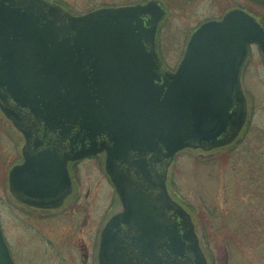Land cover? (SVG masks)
<instances>
[{"label": "water", "instance_id": "95a60500", "mask_svg": "<svg viewBox=\"0 0 264 264\" xmlns=\"http://www.w3.org/2000/svg\"><path fill=\"white\" fill-rule=\"evenodd\" d=\"M165 14L151 2L75 18L42 0H0V111L25 141L9 191L57 209L71 192L67 163L104 153L122 212L101 233L98 264H207L167 172L183 150L236 139L249 46L264 60L263 27L235 9L197 28L170 73L156 54ZM0 264H14L1 230Z\"/></svg>", "mask_w": 264, "mask_h": 264}, {"label": "rangeland", "instance_id": "374dc122", "mask_svg": "<svg viewBox=\"0 0 264 264\" xmlns=\"http://www.w3.org/2000/svg\"><path fill=\"white\" fill-rule=\"evenodd\" d=\"M63 1L76 16L86 9L132 7L149 0ZM157 2L166 11L158 56L171 73L195 29L246 7V0ZM241 88L248 115L238 139L210 152L182 151L168 170V193L191 217L207 264H264V219H259L264 218V60L256 46L249 48ZM23 144L0 112V227L14 264H97L100 230L121 210L104 157L73 169V196L59 210L42 212L18 204L8 190V172L21 163Z\"/></svg>", "mask_w": 264, "mask_h": 264}, {"label": "flooded vegetation", "instance_id": "af4514ba", "mask_svg": "<svg viewBox=\"0 0 264 264\" xmlns=\"http://www.w3.org/2000/svg\"><path fill=\"white\" fill-rule=\"evenodd\" d=\"M44 1H46V2H48V3H50V4H53V5H55V6H58V7H60L61 9H63L65 12H67L68 14H70L71 16H73V17H78V16H83V15H86V14H89V13H92V12H94V11H97V10H101V9H115L114 7H106V6H109V5H105V6H103V7H99V8H96V9H86V10H89L87 13H84V14H81V15H76V16H74L73 14H72V10H74L73 9V7H71V5L69 4V3H67L66 1H63V0H44ZM153 2V1H159V0H149V1H147V2H145V3H142V4H139L140 6H143V5H146L147 3H149V2ZM135 6H138V5H135ZM233 144V143H232ZM231 145V144H230ZM229 145V146H230ZM229 146H227V147H229ZM227 147H225V148H227ZM21 157H22V155H21ZM99 157H103L102 155H100V156H95V157H88V158H84V159H82V160H79V161H75V162H68L67 163V172H68V175H69V180H70V184H71V193H70V195L65 199V201H64V203H63V206L62 207H64V205L68 202V200L73 196V194H74V183H75V181H74V179H75V176H74V172H73V169H75L76 167H78L79 166V164H81V163H83V162H85V161H87V160H94V159H97V158H99ZM23 163V157H22V161H21V163L20 164H22ZM20 164H16V165H13V167H15V166H18V165H20ZM262 174H263V172H262ZM264 175V174H263ZM108 179V178H107ZM262 192H264V190L262 191ZM14 199V198H13ZM247 199V198H246ZM18 204H20L16 199H14ZM20 205H22V206H24L23 204H20ZM24 207H27V206H24ZM27 208H29V207H27ZM30 209H33V208H30ZM34 210H36V209H34ZM38 211H42V210H38ZM42 212H54V211H42ZM253 219L255 220V218L253 217ZM253 219H251V220H253ZM260 220H263L264 218H259ZM110 220V219H109ZM108 220V221H109ZM107 221V222H108ZM107 222L105 223V225L107 224ZM105 225L101 228V230H100V233H99V238H98V245H99V241H100V236H101V233H102V231H103V229H104V227H105ZM81 226V225H80ZM82 227H85V221L82 223ZM98 250H97V253H96V263L98 264ZM88 256V255H87ZM84 259H87V257H86V255H85V257H84ZM88 263V261L86 262V263H84V264H87Z\"/></svg>", "mask_w": 264, "mask_h": 264}, {"label": "trees", "instance_id": "16d2710c", "mask_svg": "<svg viewBox=\"0 0 264 264\" xmlns=\"http://www.w3.org/2000/svg\"><path fill=\"white\" fill-rule=\"evenodd\" d=\"M246 7L242 8L252 15L264 28V0H246Z\"/></svg>", "mask_w": 264, "mask_h": 264}]
</instances>
